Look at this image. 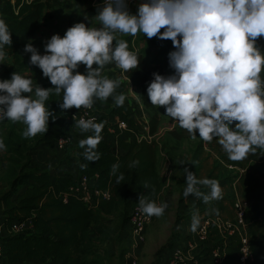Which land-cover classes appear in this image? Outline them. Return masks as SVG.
<instances>
[{
    "label": "clouds",
    "instance_id": "1",
    "mask_svg": "<svg viewBox=\"0 0 264 264\" xmlns=\"http://www.w3.org/2000/svg\"><path fill=\"white\" fill-rule=\"evenodd\" d=\"M94 18L99 27L76 23L63 37L53 35L43 55L32 43L24 46L29 64L38 67L53 87L34 85L31 77L13 72L11 79L0 81V121L24 125L22 136L32 139L49 130L54 112L46 101L53 94H62L58 103L62 111L90 110L97 100L110 97L116 107H123L126 96L117 94L120 79L103 73L109 65L122 73L139 68L138 55L129 50L127 40L118 37L142 34L148 40H170L175 49L168 54L173 74H152L147 87L151 106L163 108V115L190 139L218 143L230 161L246 160L257 150L264 152V49L258 44L264 38V0H143L135 14L130 13L128 0H103ZM11 45L12 33L0 19V61ZM81 65L86 74L78 71ZM105 123H97L95 117L75 120L81 133L93 134L79 141L82 156L89 162L100 159L97 147ZM6 150L0 138V151ZM138 165L136 160L129 167ZM87 167L81 165L82 170ZM119 167L113 164L110 173L117 184L124 178L123 173L116 175ZM183 170L185 198L193 195L205 204L222 198L216 179H197L189 167ZM197 185H204L208 192ZM149 187L146 182L145 188ZM167 207V203L139 196L138 210L149 218L163 216ZM200 226L197 211L190 231L196 233Z\"/></svg>",
    "mask_w": 264,
    "mask_h": 264
},
{
    "label": "trees",
    "instance_id": "2",
    "mask_svg": "<svg viewBox=\"0 0 264 264\" xmlns=\"http://www.w3.org/2000/svg\"><path fill=\"white\" fill-rule=\"evenodd\" d=\"M76 1L94 3L93 11H97V8L101 7L103 3V0L0 1V19L6 22L12 33V45L11 48L7 47L5 49L7 53L5 61L14 60L12 64L4 62L3 67L0 69V81L11 79L13 72L18 73L17 67L20 65L18 54L43 27L46 13L54 10H71L74 8ZM118 38L127 40L129 50L134 51L133 45L136 41L133 37L120 36ZM165 43H171V41L158 40L157 43L150 44L147 48L134 51L140 59V65L137 69L122 73L114 65H109L103 73L104 75L106 72L118 70V75L108 77L120 79L121 87L117 89V94L123 93L125 95L132 88L140 94L142 106L154 111L150 120V135H155L159 131L161 121L159 114L155 112L156 108L150 105L147 98V87L153 80V73L161 75L162 67H169L168 54L175 50L170 47L161 55L153 56L152 49ZM258 43L263 45L264 39ZM261 48L264 49V46ZM94 67L96 66L94 65ZM79 72L86 74L85 66L81 65ZM51 87L53 86L50 84L48 88ZM60 102L62 101L57 100L55 94L51 95L46 102V107L49 108V111L54 112V116L50 117L48 132L37 135L35 138L37 144L31 149L32 151L41 144L57 146V140L61 136L70 134L74 136L76 126L68 117L71 111L77 109L62 111L58 104ZM100 103L101 101L97 100L95 106L99 107ZM139 110L138 104L125 103L123 107L114 106L111 110L114 117L128 122L131 127L127 131H120L116 123L111 125V128L115 130L113 137L117 145L124 150L123 155H114L111 151L114 144L104 139L97 147L100 159L96 162L85 160L82 156L83 149L78 147L75 151L80 173L77 179L80 176H86L93 180L94 188L97 191L109 195L108 198L101 197L97 209L88 208L73 195L68 196L67 202L61 200V194L67 192L69 185L76 181L70 177L29 170L20 173L11 182L9 189L0 198V202L4 204L2 209L4 214L3 224L8 225L16 220L20 221L31 217L34 220L35 231L15 235L3 234L1 242L4 246L5 264H19L26 261H34L39 264H89V258L94 256L95 253L88 245L87 235L89 231L98 232L94 226L96 210L107 216L120 214L123 220L126 219L130 210L124 233L125 236L128 235L130 231V214L132 208L138 205L139 196L143 194L149 200L156 201L163 189V179L159 168V143L154 139H139L135 135L140 132V125L135 119ZM108 128L105 125L101 133L102 137L109 133ZM169 134L176 140L189 139L187 132L179 126L171 130ZM124 136H127V139H123ZM201 151L202 146H199L194 156L196 157L195 160L200 159ZM219 152L224 160L232 166L240 164L246 166L252 157L264 158V152L257 150L255 155L250 154L246 160L233 162L227 158L221 147ZM136 160L139 161V165L129 167V164ZM117 163L120 167L116 175L123 173L124 176L120 184L116 183V176L110 174L112 165ZM82 164H87L88 167L82 170ZM245 170L241 175L225 179L227 180L225 185L229 190L221 199L205 204L202 199L197 198L196 212H199L201 222L214 216L231 220L233 219V201L236 194L250 200L253 205L248 213V226L251 231V247L255 257V261L251 264H257L255 243L257 241L264 242V236L259 237V227L262 226L261 221L264 219V183L257 177L264 178V169L251 165ZM213 177H215L214 172H211L208 179H214ZM146 182L150 185L149 188H145ZM241 186L243 187L242 191H240ZM220 188L222 189V187ZM199 190L205 193L208 192L207 187ZM228 193L229 196L226 195ZM121 209L123 210L121 211ZM123 224L125 225V223ZM193 236L191 233V235H187L186 239L192 240ZM195 240L197 241V239ZM173 242L174 246L170 247L169 250H165L162 254L161 264H168L173 251L185 245L181 241ZM219 246L223 247L225 251V264H240L241 242L239 236H224L215 225L209 227L208 240L200 243L195 251L197 264H213L211 251Z\"/></svg>",
    "mask_w": 264,
    "mask_h": 264
},
{
    "label": "rangeland",
    "instance_id": "3",
    "mask_svg": "<svg viewBox=\"0 0 264 264\" xmlns=\"http://www.w3.org/2000/svg\"><path fill=\"white\" fill-rule=\"evenodd\" d=\"M140 2H143V0H128L130 13H136ZM93 6L94 3L90 1H76L74 8L71 10L48 11L43 27L32 38L30 43L43 55L45 54V43L55 34L63 37L66 30L74 24L85 23L89 27H99V22L94 18L97 15V11L92 10ZM134 40L136 43L133 45V50L138 51L147 48L150 44L157 43L159 39L148 40L140 34ZM170 47H173L172 42L155 46L152 49V55L159 56ZM18 58L20 60V65L17 67L19 74L31 77L34 85L38 84L45 89L50 87L51 83L47 78L43 77L42 71L38 67L29 64L30 54H25L22 50L18 54ZM5 63L12 64L14 60L9 59ZM171 74H173V70L169 67H162L161 75L168 76ZM104 75L107 77L118 75V70L106 72ZM107 106L108 108L104 111L107 116H98V122L108 120L112 105L108 104ZM155 112L159 114L161 121L158 131L159 135L155 139L160 145L159 161L164 162V167L160 168L163 189L155 202L157 204L167 203L168 207L163 216L153 218L147 229V241L138 246L133 245L134 240L131 233H128L127 236L124 234L130 210L124 220L120 214L107 216L96 210L94 226L98 232L89 231L87 235L88 245L95 253L94 256L89 258V264H131V261H136V264H161L162 254L165 250H169L170 247L174 246L173 241H181L186 239L187 235H191L192 215L197 210V207L195 210H190L192 206H188L185 202L189 196L187 198L183 196V191L186 187L184 167H189L195 173L197 179L208 178V173L214 172L215 177L213 178L217 181L219 179V185L223 189L222 196H225V193L229 190L225 185L227 182L225 179L240 175L237 170L226 167L231 164L224 160L220 154V145L218 143L213 141L211 144H205L199 137L196 140L190 138L176 140L169 133L178 125L173 124L167 116L163 115V108H156ZM153 113V110L145 107L139 110L135 119L140 125L139 130L142 135H146L149 132ZM105 125H107V122ZM24 128L25 126L22 124L0 121V138L4 140L7 148L6 151H0V198L20 173L29 171L26 166L33 159L34 152L31 149L37 144L35 143L37 136L32 139H25L22 136ZM199 146H202L200 159L197 158L198 160H195L196 157L194 156ZM251 165L264 169V158L252 157L248 165L242 166L240 164L237 167L245 169ZM257 178L264 183V178L259 176ZM197 187H200V185H197ZM242 190L243 187L241 186L240 191ZM228 194L226 195L228 196ZM3 208L4 204L0 202V226L4 221ZM261 225L259 227V237L264 236V219L261 221ZM149 228V232L152 235H149Z\"/></svg>",
    "mask_w": 264,
    "mask_h": 264
},
{
    "label": "built area",
    "instance_id": "4",
    "mask_svg": "<svg viewBox=\"0 0 264 264\" xmlns=\"http://www.w3.org/2000/svg\"><path fill=\"white\" fill-rule=\"evenodd\" d=\"M1 1V0H0ZM264 38H261L258 42H261ZM129 90H133L130 88ZM134 91V90H133ZM141 106V104H140ZM97 107L93 106L92 109H80L71 111L68 119L75 124V120L80 118L90 119L95 117L96 122L98 123V117L96 115ZM116 124L120 131L129 130L130 124L128 122L122 121L118 117L116 118ZM148 130V128H146ZM79 129L76 127L74 132L77 133ZM139 139H148L156 140L155 137L159 135L157 132L155 135H150L149 132L146 135H142L140 132L135 134ZM156 137V138H157ZM73 143V135L61 136L57 140V146L60 149H66ZM229 169L237 170L241 175L246 170L237 166H226ZM73 195L79 201L84 203L88 208L97 209L100 204L101 197L108 198L107 193L102 194L94 188V183L92 179L87 178L86 176H80L78 180L69 185L67 192L61 194V200L67 202L68 196ZM253 203L236 194L233 201V219L224 220L220 216H214L212 218H207L201 222V226L197 229L196 233H192L197 241L186 243L182 247L176 248L171 258L168 261V264H197L195 260V251L198 249L200 243L208 240V231L211 225H215L219 232L224 236H233L238 235L241 242V248L239 252L240 264H251L255 261L253 249L251 247V231L249 229V211L252 208ZM153 218H149L146 215L142 214L138 210V205L132 208L130 214V231L131 236L133 237V245L138 246L142 245L147 241V229L148 226L152 223ZM35 231V224L33 218H27L24 220H16L11 224H2L0 226V264H5L4 262V246L1 242L3 234L15 235L21 233H31ZM131 252V251H130ZM130 254V253H129ZM211 258L213 264H225L226 254L223 247H216L211 251ZM131 264H136V261H131Z\"/></svg>",
    "mask_w": 264,
    "mask_h": 264
},
{
    "label": "crops",
    "instance_id": "5",
    "mask_svg": "<svg viewBox=\"0 0 264 264\" xmlns=\"http://www.w3.org/2000/svg\"><path fill=\"white\" fill-rule=\"evenodd\" d=\"M259 45L261 43H258ZM261 47L264 46L260 45ZM4 61H0V69L4 65ZM80 69V67H79ZM78 69V71H79ZM126 100L125 104H138L139 109H142L144 106H140L142 104L140 94L136 91L129 90L126 94ZM57 100L62 101V94L60 96L55 95ZM128 97V99H127ZM108 104H111L110 110L115 106L114 101L112 98H109L107 101H101L100 106L97 107L96 115L98 116H107L106 113L104 112L106 108H108ZM99 119V117H98ZM107 125L109 128V133L103 135V139L105 141H108L110 143H113L114 145L112 146V153L116 156H120L124 154V150L120 148L113 135L115 133V130L111 128L112 124L116 123V117H114L111 112L109 115V118L107 121ZM92 135V133H81L80 130L74 134L73 136V143L68 146L66 149H60L57 146H49L47 144H41L37 148H34V156L31 162L28 164L27 168L30 171H40V172H49L52 175L55 176H63V177H70L71 179L78 180L79 176V170H78V158L76 156V149L79 147V141L81 139L87 138V136ZM123 139H127V136H124ZM160 148V146H159ZM164 167V162L159 161V168ZM211 172L208 173L210 175ZM204 185H200V187H197L198 189L204 188ZM229 196V194H228ZM186 204L189 206L191 205V209H196V204H197V197L190 195L188 199H186ZM234 215V211H233ZM150 231V228L148 232ZM6 234V233H4ZM149 235L150 234L149 232ZM196 238L193 236L192 240H195ZM192 240L184 239L181 240L184 244L190 243ZM255 252H256V262L257 264H264V242L262 241H257L255 243ZM19 264H39L38 262L34 261H26L22 262Z\"/></svg>",
    "mask_w": 264,
    "mask_h": 264
}]
</instances>
